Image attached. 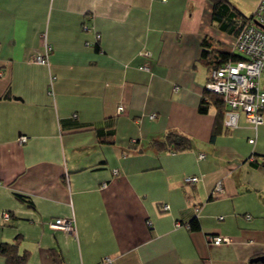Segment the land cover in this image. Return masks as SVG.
Returning <instances> with one entry per match:
<instances>
[{
    "label": "crops",
    "instance_id": "1",
    "mask_svg": "<svg viewBox=\"0 0 264 264\" xmlns=\"http://www.w3.org/2000/svg\"><path fill=\"white\" fill-rule=\"evenodd\" d=\"M217 1L0 0V245L24 264H264V121L226 128L200 58L258 0ZM170 131L190 145L158 148Z\"/></svg>",
    "mask_w": 264,
    "mask_h": 264
},
{
    "label": "built area",
    "instance_id": "2",
    "mask_svg": "<svg viewBox=\"0 0 264 264\" xmlns=\"http://www.w3.org/2000/svg\"><path fill=\"white\" fill-rule=\"evenodd\" d=\"M49 47H46V51ZM36 53L31 60L38 63H47V55ZM232 51L242 56L241 59L226 61L210 72V80L205 89L219 95L225 104L223 111V125L226 128L235 127L239 112H243L248 123L256 129L264 121V88L259 86V78L264 70V0H258L253 13L243 22L236 34ZM146 55L149 53L144 52ZM140 68L148 69L143 64ZM122 105L117 106L121 112ZM154 114H150L153 117ZM21 136L19 140L24 141ZM254 138L250 137L249 142ZM203 156V154H199ZM196 176H185V182H194ZM221 183L217 182L211 192L220 191ZM164 208H167L165 205ZM3 218L8 217L7 212L2 213ZM46 226L53 230L65 233H75L73 218L56 217L46 221ZM207 240L211 244L229 242V238L220 234H208ZM105 264H112L111 259L105 257Z\"/></svg>",
    "mask_w": 264,
    "mask_h": 264
},
{
    "label": "trees",
    "instance_id": "3",
    "mask_svg": "<svg viewBox=\"0 0 264 264\" xmlns=\"http://www.w3.org/2000/svg\"><path fill=\"white\" fill-rule=\"evenodd\" d=\"M218 0L217 2H219ZM216 2V1H215ZM250 16V15H249ZM243 17L239 20V22L236 24V34L239 31L241 25L243 22L249 17ZM201 59L203 62L210 66L211 68H215L220 66L222 63L226 61L235 62L242 58V56L238 53H235L232 51V46L227 47L216 40H208L203 39L201 41ZM207 92V89H204ZM203 109V108H202ZM158 148H164L168 150H178V149H184L187 148L190 145V140L187 136L170 131L164 134V137L162 140L157 141ZM192 226H196V222H191ZM0 252L5 254L7 256V261L11 264H24L26 255L21 254L18 255L14 252V247L11 244L2 243L0 245Z\"/></svg>",
    "mask_w": 264,
    "mask_h": 264
},
{
    "label": "water",
    "instance_id": "4",
    "mask_svg": "<svg viewBox=\"0 0 264 264\" xmlns=\"http://www.w3.org/2000/svg\"><path fill=\"white\" fill-rule=\"evenodd\" d=\"M264 261V256L263 255H259V256H256V257H253L252 259H250V261Z\"/></svg>",
    "mask_w": 264,
    "mask_h": 264
},
{
    "label": "rangeland",
    "instance_id": "5",
    "mask_svg": "<svg viewBox=\"0 0 264 264\" xmlns=\"http://www.w3.org/2000/svg\"><path fill=\"white\" fill-rule=\"evenodd\" d=\"M234 1L236 2L237 0H234ZM243 11H245V10H243ZM260 80H261V84L263 85V83H264V75L261 76Z\"/></svg>",
    "mask_w": 264,
    "mask_h": 264
}]
</instances>
